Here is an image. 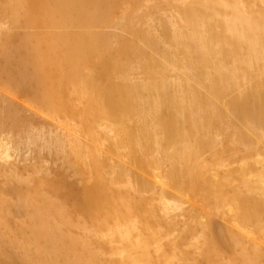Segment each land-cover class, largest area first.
I'll use <instances>...</instances> for the list:
<instances>
[{
  "label": "bare ground",
  "instance_id": "6f19581e",
  "mask_svg": "<svg viewBox=\"0 0 264 264\" xmlns=\"http://www.w3.org/2000/svg\"><path fill=\"white\" fill-rule=\"evenodd\" d=\"M119 1L0 0V17L5 19L0 20V63L5 74H29L24 76L29 83L19 86L41 90L51 107L78 121L77 128L71 127L75 132L61 127L49 141L41 137L46 142L41 147L32 135L29 145L45 148L53 162L59 161L58 172L68 167L73 171L70 178L80 180L79 188L73 181L74 189L70 178L66 183L68 171L51 179L48 167L35 168L31 177H22L12 162L16 158L5 163L11 168L1 171L0 186L14 191L16 199L12 191L6 193L13 200L3 193L0 264H93L77 256V244L83 251L94 248L100 264H264L262 248L248 246L258 229L264 231V0H175L176 17L155 3L145 27L133 23L135 11L114 17ZM21 21L27 35L17 40L13 27ZM123 32L132 33L133 41L125 42ZM85 63H90L87 70ZM16 111L0 94V132L9 121L19 123ZM98 115L111 117L115 124L96 121ZM98 128L122 156L146 163L152 158L154 166L167 167L163 176L179 185L188 209L202 194L214 202L213 220L200 236L191 232V215L179 204L184 218L178 255L166 259L158 240L149 247L138 224L140 201L113 192L127 188L137 196L149 190L150 183L132 180L127 164L110 163L105 150L89 145V136ZM110 169L112 176H127V183L111 179ZM47 193L75 197L74 214L91 217L95 228L82 224L84 234L75 239L49 217L63 210ZM131 205L135 210L127 209L134 215L129 228L122 222L123 208ZM174 207L169 202L162 206V220H171ZM152 210L147 215L155 218ZM17 216H22L19 223L4 225ZM230 226L247 234V242ZM232 246L236 258L224 259L221 252Z\"/></svg>",
  "mask_w": 264,
  "mask_h": 264
},
{
  "label": "rangeland",
  "instance_id": "374dc122",
  "mask_svg": "<svg viewBox=\"0 0 264 264\" xmlns=\"http://www.w3.org/2000/svg\"><path fill=\"white\" fill-rule=\"evenodd\" d=\"M145 3H147V4H145ZM155 3H157V5H159L161 8L165 9V11L169 12V14L170 13L173 14V15L176 14L175 13L176 12L175 7L177 5V2L175 0H173V1L172 0H167V4L165 3V0H128V1L127 0H123V1H119V3L116 2L115 8H114V10L112 12L113 13L112 15L114 16V13H115V15L118 14L117 16H121V14L124 13V11H128L129 12V15H130L131 13H133V11H135L136 13L134 12L135 14L133 13L131 15V18L134 20L133 23L134 24H142V25L144 24V27H145L147 25L146 22L148 21V18H149V17L147 18V16H149L148 14L150 13V10L152 8H154V7H151V9H150V6L155 5ZM117 16H114V17L117 18ZM3 17L4 16H1L0 17V20ZM24 24H25L24 21H21V23L19 25L13 27L14 35H16V39L17 40L19 38H22L23 39L27 35V33H26L27 32V26H26V24L25 25ZM123 33H124L125 42H126L127 39H128V42H132L133 41V36L134 35L132 33H130V32H126V33L123 32ZM22 35H24V36H22ZM130 38H131V41H130ZM1 65L2 64L0 63V68H1L0 69V90H1L0 94L6 100H9L10 102H12L13 105L15 106V110H17L16 111V115H17V118H18V122L19 123L16 124L15 122L9 121V122H7V123H5V124H3L1 126V129L2 130L0 132V136H1V138H0V142H1L0 143V150H4V151H0V152H2V153H0L1 156H2L0 158V173H1V171L3 172L5 170L8 172L9 168H11V167H8L10 165L5 166L6 165L5 163L7 161H12L14 158H16L17 160L14 159V161H12V162H14L13 165L15 166L14 167L15 168V171L17 172V174L19 176L22 175V177H31L34 174V172H35V168L38 170V169H46L48 167L49 170H50L48 172L49 173L48 176L51 179H55V176L61 175V171L62 172H65V173L68 171L69 173L68 172L66 173L67 176H66L65 173H62V174H65L66 183H68V181L70 180V183L73 184V187L72 188H74V189L79 188V186H80L79 181L80 180H78V179L77 180H75V179L73 180L72 179L73 178V171L70 170V168H68V167L63 168L64 171L62 170V168H60L59 169L60 171L58 172L55 167L58 166L59 161L57 160L58 163H57V161L56 162H53L52 159L50 158V156L48 155V153L46 151H44V150H46L45 148L44 149L42 148L43 149L42 151H40V149L37 150L38 147L43 146V144H41V143H44V145L46 143V142H43L41 140V139H43L41 137H45L43 140H46V138L48 140V137L51 139V137L53 138V135L55 134V132L56 131H59V129L61 127H62L61 128L62 130L61 129L60 130L63 131V132H66V131L69 132L70 130H72V132H75V129H72V128H75L76 125L78 124L77 123L78 122L77 121V117L75 115H73V117H72L71 115L62 114L61 112L55 110L54 107H51L52 105L50 106V104L48 102V99L45 100V98H47V97L45 96V94L41 90H37V89H34L33 90L32 88H31L32 90H30V89L29 90L28 89H23L21 86L24 85V83H29V80L26 79L29 76V74H25V75L23 74L21 76V74L18 75L16 72L13 71L14 73L11 74L12 76L11 75L7 76V74H5V71H4L3 66H1ZM85 65H86V67H85ZM85 65H84V67L86 68L85 70H87V68L90 66V63H85ZM13 66H15V65L13 64ZM12 68H15V67H12ZM2 70L4 71V73H3ZM137 74L139 76L141 75V73L140 74L137 73ZM30 75H31V73H30ZM142 75H143V73H142ZM171 76H173V75H171ZM21 77H23V79H20ZM24 80H26V81H24ZM41 80H42V77H41V79H39V83L41 82V85H43L42 84L43 82ZM20 84H21V86H19ZM43 89H44V86L42 87V90ZM38 91H40L42 93H40ZM18 92H19V94H18ZM4 94H5V96H4ZM75 120H76V122H75ZM96 121L103 122V123H112V124H115V120H113L111 117H106L105 115H98L96 117ZM8 124H10V125H8ZM101 127H103V126H101ZM15 130L18 131V132H16ZM42 130H43V132H42ZM3 131H5L6 133L7 132H10V133H8L6 135V133L4 132L5 133L4 134ZM14 132H16V134H18V135L16 136V134H14ZM23 132H25V133H23ZM40 132L42 133L43 136L41 135ZM46 132H48V135H44ZM1 133L3 135H1ZM58 133H60V132H58ZM32 135H34L33 136V137H35L34 139H36V137H37V140L36 141L38 142V147L35 146V145L32 146L33 144L29 145L30 142H31L30 140H33ZM94 135L96 136L95 138H94ZM8 137L11 138V139L9 140ZM17 137H21V138H19L20 140ZM25 137H26L27 140H25ZM38 137H40V138H38ZM89 138H90V139H88L89 142H88V140H87V142L89 143L90 146L100 147L103 150H105V153L109 156V162L110 163L115 164L118 161L119 162L123 161V163L127 164V169L129 170V176L131 175L130 178H133L132 180H136V179L139 180V181L141 179L142 180H147V179L149 180V183H150L149 184V187H150L149 190H147L146 192L145 191L144 192L143 191H140L137 194V196H135V194H133L129 190L127 192V188H125V190L124 189L121 190L122 188L117 190V188H116V189H113V192L115 193V195L118 194V195H120V197L122 196L121 198L124 197L123 199L126 198V200H129V199L132 200L133 199V200L138 201V202L140 201L139 202V207L137 208V209H139L138 212H137V214H139L138 216L140 218L138 224H139L140 227H142L140 229H142L143 233H145V234H143L145 236H142V237L144 238V240L147 243L150 242V243H148V245H150L149 247L152 246V244L154 243L155 240H158L163 245V248L164 249H163L162 253H165L163 256H165L166 259L167 258L168 259H171V257H173V255H175V254L178 255V250L181 248L180 233H181L182 228H183V218H184L183 217L184 215H183L182 211L178 209L179 208L178 206H180L179 204H183V194H182L181 189L179 188V185L178 184H175V183L173 184V182L169 181V178L168 177H164L163 176V174L166 172L167 167H165V166L164 167L163 166H161V167L154 166L155 164H154V161H153L152 158H149L147 160V163H146V162H141V161H137V160H132L131 158H129L127 156V154H125V155L122 156L121 154H124V153H119V151L118 152L116 151L117 149H114V147L112 148L110 145H108L109 144V141L107 140L106 135L100 130V128H98L92 134V137L89 136ZM14 139H16V140H14ZM24 140L26 141V145H25V141ZM18 141H20L21 143L18 142ZM101 141H102V143H101ZM4 142H5V144H3ZM8 145L10 146V149L6 150V148H9ZM17 145H19V146L17 147ZM101 145H102V147H101ZM4 147H6V148H4ZM13 147H14V150L15 151L17 150L16 152L13 150ZM25 148L27 150H29V152L26 151ZM32 151H34V152H32ZM16 153H17L18 158L15 155ZM20 153L22 155H20ZM30 154H31V156H30ZM8 155H10V157ZM23 155H25V156H23ZM26 155L28 156V158L27 159H24L25 157H27ZM36 155H39L40 157H38ZM22 157H23V160H22ZM3 158H5V159H3ZM25 160H27V161H25ZM24 161H25V163H24ZM148 161H151V162H148ZM105 166L106 165H104V168H105ZM106 167L108 169V166H106ZM51 170H52V175L54 174L55 176L54 175L53 176L51 175ZM110 170L111 171H109V173H111V174H108V176L110 175V178L111 179L113 178L116 182L119 181L120 183L119 182L118 183L120 185H124V184L127 183V181H128L127 180V176H125V175H123L121 177L112 176V174L115 175V173H114V170L113 171H112V169H110ZM138 172H139V174H138ZM30 174H32V175L30 176ZM141 174H143V175H141ZM70 177H72V178H70ZM114 177H116V178H114ZM118 178L120 180H118ZM0 179H2L1 176H0ZM36 180H37V178L34 180V183L35 184H37ZM73 181L76 184H77L76 181H78V184H79V185L77 184L78 187H76V185L73 183ZM2 182L3 181L0 180V184H2ZM116 186H117V183H116ZM151 186H152V188H151ZM2 187H4V186H2ZM63 187H64V189H66V187L68 189L70 188V186L68 184H66V186L64 184ZM124 187L125 186H123V188ZM26 189H27V187H25V190ZM4 190H6V191H4ZM7 191L10 192V195H11V191L12 190L9 191V190H7L5 188H1V186H0V198H1L0 199V201H1L0 206L3 207V208L6 207L5 206V203H3L4 198L6 199V196L8 197L7 198L8 200L9 199H12L13 200L14 197L16 199V194H15L14 191H12L13 192L12 195H14V197L13 196H10V195L8 196V194H7L8 192ZM3 193L4 194L6 193V196H4ZM62 194L63 193H60V195H52L50 193L48 195V193H47L48 196H51L52 195L51 198H50V199H52V203H54L55 206L57 205V207H60L61 206L62 207V210H63V212L60 214V216H59V213L58 214L57 213L56 214L51 213L49 217L52 218V220L54 219V221L57 222L58 224L62 225L64 227V229H66L67 232L71 236H73L75 239H80L81 238V235L83 236V234H84L83 233V230L81 228L82 227V224H83V226L87 227L88 229H90V228L93 229V228H95L94 225H93V223H92L93 220L91 219V217H87V216H84L83 217V216H78L77 214H74V210L71 209V208L74 206V203H75V202L72 203V201L74 199H76V198L73 197L74 199L72 200V198H69L65 194L63 196H61ZM139 195H140V197L142 196V199L139 197ZM199 201H200V203H199ZM168 202L170 204L175 203V207L176 208L178 207L177 209H174V211L171 213L172 216H171V220H169V221L162 220L163 218L161 217V213H160L161 210H162V206L163 205H167ZM77 203H78V201L76 200V204ZM210 203H211V205H210ZM76 204H75V206H76ZM133 205H131L128 208H123V212L125 211L126 213L124 212V216H123L122 222H123V224L125 223L124 225H126L129 228H131L130 225L132 224V220L134 218V215L131 212V210L129 211L127 209H133V210H135ZM185 205L183 204L182 205V208H185L186 210H188L187 213H188L189 216L191 215L190 217L192 219V221L189 224L190 228L191 227L193 228V229L192 228L190 229L191 232L193 234L196 232L197 235H199V236L202 235V231L204 230V225H206L207 222H209V219L210 218L213 220V214H214V212H213V209H212L213 207L212 206H214V202L213 201L211 202L210 200H208V198L205 195L202 194L201 198L197 201V203L195 204V206H192L190 209H188V207L185 206ZM196 205H198V206H196ZM209 205H210V208L212 210L209 208ZM132 206H133V208H131ZM151 208H153L152 211H154L155 213H157V215H156L155 218H151V217H149L147 215V214H149V212H151ZM65 211H67V212H65ZM192 214H194V215H192ZM180 215H182V216H180ZM201 217H202V219H201ZM21 218H22V216H21ZM21 218L18 217V219H13L11 221H6V222H4V225H6V223H7L8 226H10L12 224L11 222H16V223H13L11 226L16 225L17 223H19L21 221ZM220 218L221 217L219 216V219ZM227 218H229V217H227ZM15 220H17L18 222L15 221ZM200 220H202V221H200ZM0 221H1V219H0ZM164 221H165V223H164ZM109 223H110L109 226H111V227L114 226V221L113 220L111 222H109ZM199 223H200L201 226H199ZM202 223H203V226H202ZM79 225H81V226L79 227ZM1 226H3V225H1ZM143 227H145V228H143ZM196 227H198V228H196ZM194 228H196V229L194 230ZM231 228L234 231V233L237 234L235 236H237L239 238H242L243 242H247V239H246V236H248L247 234L244 235V233H241V231L238 230L236 227H231ZM134 233H133V235H134L133 236V239H135L137 237V234L136 233L134 234ZM85 234H86V232H85ZM168 235H169V239L167 240L166 237ZM253 237L255 239V240L253 239L254 241H252V238ZM253 237H251L250 239H248L249 242H250V244L248 246H253V245L256 246V247L257 246H260L262 248L263 253H264V231H261V230L258 229L257 230V234H254ZM91 239H92V243L95 245L96 241H93V238L92 237H91ZM133 239H132V244L135 246L136 241L133 240ZM200 243H202V240L201 239H200ZM115 245H117V241H116V244ZM173 245H174V247H173ZM75 250H76V252L78 254L77 256L78 257H79V255L81 257L84 256L85 258L83 257V259H85L87 262H93V264L94 263L95 264L102 263V258H100V256L97 255L98 252L96 250H94V248H91V249H89L87 251H83V250H81L80 245L77 244V246L75 247ZM219 251H221V250H219ZM152 253H151V255H152ZM221 254H223L221 256L224 257V259H226V260H228V259L233 260V259L236 258L234 256L235 252L233 251V246L231 248H229L228 251H222ZM138 255H139V253H138ZM155 256L156 255L154 254L153 255L154 261H155V258H154ZM155 262H158V261L156 260ZM162 262L163 261L160 259L159 260V263H162ZM181 262L182 261L180 260V263ZM177 263H179L178 260H177ZM207 263L208 262H206V261L203 262V264H207ZM118 264H121V263L118 262Z\"/></svg>",
  "mask_w": 264,
  "mask_h": 264
}]
</instances>
